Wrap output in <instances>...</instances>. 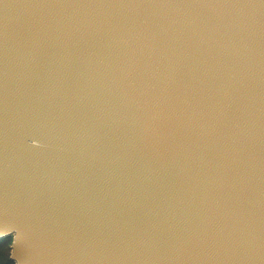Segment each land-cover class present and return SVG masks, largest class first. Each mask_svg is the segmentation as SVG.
<instances>
[{
  "label": "water",
  "instance_id": "95a60500",
  "mask_svg": "<svg viewBox=\"0 0 264 264\" xmlns=\"http://www.w3.org/2000/svg\"><path fill=\"white\" fill-rule=\"evenodd\" d=\"M0 230L13 264H264V0H0Z\"/></svg>",
  "mask_w": 264,
  "mask_h": 264
},
{
  "label": "trees",
  "instance_id": "16d2710c",
  "mask_svg": "<svg viewBox=\"0 0 264 264\" xmlns=\"http://www.w3.org/2000/svg\"><path fill=\"white\" fill-rule=\"evenodd\" d=\"M10 243L11 238L0 240V264H13V262L9 260Z\"/></svg>",
  "mask_w": 264,
  "mask_h": 264
},
{
  "label": "snow or ice",
  "instance_id": "6c2138e0",
  "mask_svg": "<svg viewBox=\"0 0 264 264\" xmlns=\"http://www.w3.org/2000/svg\"><path fill=\"white\" fill-rule=\"evenodd\" d=\"M0 235H4L2 230H0ZM8 235H11V232H9ZM13 256L15 257V253H13Z\"/></svg>",
  "mask_w": 264,
  "mask_h": 264
},
{
  "label": "flooded vegetation",
  "instance_id": "af4514ba",
  "mask_svg": "<svg viewBox=\"0 0 264 264\" xmlns=\"http://www.w3.org/2000/svg\"><path fill=\"white\" fill-rule=\"evenodd\" d=\"M10 247V246H9Z\"/></svg>",
  "mask_w": 264,
  "mask_h": 264
}]
</instances>
